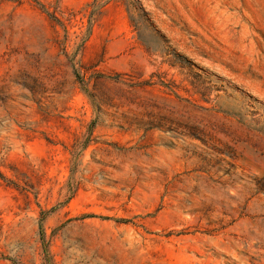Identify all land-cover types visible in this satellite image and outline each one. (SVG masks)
<instances>
[{"label": "rangeland", "instance_id": "rangeland-1", "mask_svg": "<svg viewBox=\"0 0 264 264\" xmlns=\"http://www.w3.org/2000/svg\"><path fill=\"white\" fill-rule=\"evenodd\" d=\"M0 264H264V0H0Z\"/></svg>", "mask_w": 264, "mask_h": 264}]
</instances>
